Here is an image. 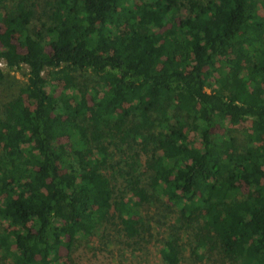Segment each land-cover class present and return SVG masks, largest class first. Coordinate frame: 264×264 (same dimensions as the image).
I'll use <instances>...</instances> for the list:
<instances>
[{
    "label": "trees",
    "instance_id": "trees-1",
    "mask_svg": "<svg viewBox=\"0 0 264 264\" xmlns=\"http://www.w3.org/2000/svg\"><path fill=\"white\" fill-rule=\"evenodd\" d=\"M6 1L0 60L28 71L0 109L1 263L63 264L109 216L134 237L160 202L167 264L181 232L200 260L264 264V0Z\"/></svg>",
    "mask_w": 264,
    "mask_h": 264
},
{
    "label": "rangeland",
    "instance_id": "rangeland-1",
    "mask_svg": "<svg viewBox=\"0 0 264 264\" xmlns=\"http://www.w3.org/2000/svg\"><path fill=\"white\" fill-rule=\"evenodd\" d=\"M36 14L44 16L47 1L36 0ZM11 5L10 1H6ZM163 30H166L164 28ZM6 72L10 74L4 81H0V109L4 104L14 98L19 90L27 82V66L22 69H9L2 65ZM51 78V77H50ZM64 79H50L49 90L55 95H59L64 90ZM26 98V96H23ZM252 127V120L248 119L239 126L227 123L222 131L231 133L238 140H245V130L249 131ZM230 130V131H228ZM145 168V167H144ZM122 181H119V185ZM142 216L145 223L140 226L141 232L129 237L124 229V224L120 217H108V221L101 228L100 232L90 240H82L76 244L71 251L62 249L63 264H167L162 257V249L166 246V241L175 233L173 227L176 224L177 214L172 208V214L168 213L164 203L157 202L153 206H142ZM179 246L181 249L179 264H230L227 260L221 259L216 253L207 255L200 260L197 255L192 253L194 239L190 232L179 234ZM203 253L202 250L199 254ZM0 264H11L9 261Z\"/></svg>",
    "mask_w": 264,
    "mask_h": 264
},
{
    "label": "built area",
    "instance_id": "built-area-1",
    "mask_svg": "<svg viewBox=\"0 0 264 264\" xmlns=\"http://www.w3.org/2000/svg\"><path fill=\"white\" fill-rule=\"evenodd\" d=\"M2 65H5V66H6V63L4 62V60H0V67H1Z\"/></svg>",
    "mask_w": 264,
    "mask_h": 264
}]
</instances>
